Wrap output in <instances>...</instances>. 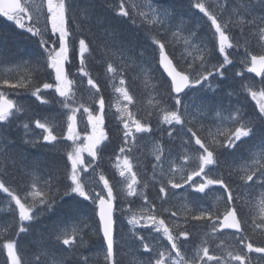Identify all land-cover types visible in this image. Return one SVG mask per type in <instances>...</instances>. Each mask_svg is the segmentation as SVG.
Segmentation results:
<instances>
[{"label":"snow or ice","instance_id":"1","mask_svg":"<svg viewBox=\"0 0 264 264\" xmlns=\"http://www.w3.org/2000/svg\"><path fill=\"white\" fill-rule=\"evenodd\" d=\"M193 6L211 22L210 26L214 29L215 43L212 47H208L195 40V32H189L187 36L183 37L184 49L182 54H186L185 58L192 57V60L187 64V68H179L173 63V59L169 57L166 52V44L161 38L165 24L171 14L167 10L161 12L157 8L151 7L150 4L147 5V11L140 9L136 4L132 5L133 10L141 18L142 25H147L150 31L153 28L157 29V34L152 37V44L158 48V62L163 67L164 72L167 73V77L170 78L169 91L170 94H174L172 95L174 105L171 107L166 106L162 100L156 101L160 113L159 122L162 125L169 126L165 131L170 139H174V132L179 135L180 132L186 129L187 133L191 135L183 141L184 145L190 146L192 140H194L195 145L199 146L198 149L192 151L191 155L185 154L182 156L183 164H176L171 159V150L168 149L166 154L164 145L157 142L153 152L156 163L153 164L152 178L153 180L156 179L158 170L161 178L160 199L164 203L167 202L168 187L180 189L188 185L192 192L205 194L206 189L218 185L227 193V206L221 218L208 210L194 212L185 204L183 206V221L180 222V212L164 208L162 205V212H169L171 217L177 218L172 223H168L157 213L155 204L151 203L144 194V189L148 187V184L145 182L142 187H138L141 185V180L138 179V172L134 170L136 165H134L129 153L138 139L137 134H151L153 128L148 121L142 122L129 111L128 105L133 104L134 98L129 90L124 87L126 81L122 72L123 67L127 66L129 61L135 64L136 60L127 54L128 50L123 45H116L115 38H113L111 42L106 41L104 47L111 51V47L116 45V51L123 57V64L118 73V68L109 62L107 73L120 74V87H115V91L121 94L123 101L127 102L123 105L119 103L116 105V111L120 114L118 119L123 126V144L119 148V155L116 156L115 167L122 178L121 191L124 195L126 197L139 196L144 201L143 206L135 209L131 207L134 202L128 201L129 207L127 209L121 207L120 211L125 214L128 224L132 226V235L140 241L143 252L152 253L147 257V264H208L211 261H215L216 264H221L222 261L223 264H228L229 260L238 262V264H251V257L248 256V253L264 254V246H254L253 243L248 242L251 236L245 234L244 225H248L249 221L240 216L237 207L232 206L234 201L240 199L243 185L237 186L236 195L234 196L233 189L223 176L213 175V173L217 171L216 166L219 165V149H234L238 142L245 140V138H255L260 135L261 143L259 147L262 151L259 160L253 161L254 164H259V167L251 171L247 168L242 169L243 175L240 179L244 184H247L253 181V177L259 171L258 179L264 181V163H261V161H264V87L256 90L254 83L242 84L251 99L255 101L259 114L244 118L240 115L239 110H235V114L230 112L228 119L231 120V126L227 128L217 127L215 132H208L207 138L201 137L197 131L193 130L197 115L201 111L199 105H196L194 109V104L195 92L202 91L205 82L209 81L210 77L224 79L227 65L233 64L229 49L239 51L243 48L244 56L240 63L244 64L248 73H254L257 77H264V0H256L255 3L252 0H237V4L227 15H224L222 7L219 12L214 11L210 4H206L205 0H196ZM257 7L260 9L259 12L256 11ZM69 9L70 6L67 0H42L39 5H36L34 0H0V16L13 22L19 29L27 31L31 36L39 37V45L42 49L40 56L44 63L43 65L37 63L33 70L38 71L41 67H46L52 70L49 73L50 75L54 73L55 83H43L42 88H54L55 93L62 98L58 103L63 108L69 109L67 135L63 139L73 142L72 150L67 152L70 169H66L63 185L56 187L51 180H47L41 186L39 180L34 177L30 184L26 186L23 195L14 191L10 186H6L3 181H0V192L10 198L8 207L5 210L14 212L18 210L19 227L17 235L29 231V223L37 219L42 212L52 209L57 197L61 200H64L65 197L68 200L79 197L84 201H91L98 208L97 231L102 233L103 243L106 245L105 262L106 264H117L114 252V214L116 212L114 202L117 197L114 195V188L102 172L99 175V180L103 183V188L100 191L90 187L82 178V173H87L90 168L95 172L96 165L94 162L102 152L101 145L109 137L103 129L105 101L102 95L99 96L98 100L94 99V103L98 104V109L90 110V106H85L83 103L78 107H72L69 103L70 100L75 103V93L73 92L75 80L70 78V73L66 71L65 66L71 63V57L74 55H78L79 74L87 77V84L95 90V93H90V98H94L96 94L101 92L100 87L86 69L87 57L85 54L91 55L89 43H86L84 38H80L78 53L71 46L70 37L73 36V32L69 26ZM117 15L121 17L130 16L125 7V0H120ZM41 17H44L45 21L43 27L40 24ZM84 18H87V10H85ZM133 22L135 23V20ZM48 25H50V31ZM235 28L240 30L239 37L233 31ZM170 34L173 38H176L179 32L173 30ZM252 38L256 40L260 49L259 53L250 51L249 42ZM215 49H218L223 60L211 64L210 58ZM140 55L143 56L144 53L141 52ZM26 72H28V75L16 82H11L6 78L0 79V86L13 89L28 88L33 81L31 72L27 69ZM236 75L243 76V72H237ZM260 85L264 86V79L260 81ZM207 87H212L211 82L208 83ZM31 91L36 100L41 103L48 102L42 97L40 86H34ZM189 99H192L193 103H189ZM149 103L152 104V101L150 100ZM81 108L87 114V124L85 125L83 138L76 131V113ZM20 112L21 108L14 101L8 99L3 92H0V124L10 122V118ZM217 115L223 119L221 113H217ZM257 125H260V127L258 128ZM23 126L28 130V123ZM88 126L91 128L90 132L87 130ZM176 126L181 127L178 129ZM35 127L43 130L42 139L45 143L52 144L57 141L58 137L53 134V126L50 123L36 120ZM140 139H143V137H140ZM185 151L187 152V149ZM85 152L91 157V160H85L83 156ZM190 161L196 164L191 169L186 167ZM166 162L168 163L167 171L165 170ZM177 174H179V179H177ZM197 177L200 178L199 182H196ZM261 186L264 187V184ZM13 203L15 209L11 207ZM37 207L41 209L40 212L36 211ZM190 221L211 222V232L208 234L210 238L215 237L217 232H222L225 229L234 230L236 234H239L235 239L243 249H246V252L227 251L228 259L224 260L220 255L210 254V240L206 238L201 242L193 256L186 259L185 254L181 251V238L183 241L189 239L190 232L186 230V226ZM86 227V222H81L74 224L71 228L56 229L53 233V247L63 245L68 249H75L82 246L85 243L84 228ZM251 227L264 231V199L259 202V213L258 216L252 218ZM136 228H145L159 233L171 246L170 249L159 250L154 248L151 243L146 242L145 236L135 231ZM4 231H7V228ZM0 239L5 240L3 249L7 252L8 264H64L63 255L56 254L48 248H42L34 259L24 261L23 257L18 254V244L15 240L5 237H0ZM172 253H175L174 257ZM41 257H45V259L42 260Z\"/></svg>","mask_w":264,"mask_h":264},{"label":"bare ground","instance_id":"2","mask_svg":"<svg viewBox=\"0 0 264 264\" xmlns=\"http://www.w3.org/2000/svg\"><path fill=\"white\" fill-rule=\"evenodd\" d=\"M108 1L114 3L116 10L119 7L120 0H67V3L70 6L69 9V23L70 28L73 29V36L71 39L76 42L79 46V39L84 38L87 43L90 45V50L93 51L90 56L86 59V67H88L87 71H89L90 75L96 81L98 86L101 89V92L98 95H102L103 98L106 96L111 99V102L117 99V94L115 93V87H120L119 79L120 74H116L115 78L112 79L107 73V64L111 62L114 67L119 70L123 64V57L116 51V45H123L128 52L127 54L131 57H134L136 63L133 64L131 61L128 62L127 66L123 67V78L126 83L124 87L128 89L130 88V94L135 98L134 105L131 106V111L133 114L136 113V118L143 121H148L152 128L153 132H158L161 130V124L158 119V115L152 116L150 112H148V107L144 106L145 98L147 94V101L150 100L152 96V102H155L158 98V95L153 91H149L147 89V85L140 79V75H144L145 73L150 74V72L154 71V67L159 66L158 58L159 51L158 48L152 44V37L157 34V29L153 28L151 31L148 29L147 25L141 24V18H134L133 14H130L129 17H121L117 16L113 17H105L106 29L104 36L100 37L95 41V37L97 31L92 27H89L93 22L92 12H87L88 22L85 24L86 18H84L85 10H99L105 9L108 7ZM79 2L80 5L76 4ZM86 4L85 6L83 4ZM136 4L140 7V9L147 11V5H151V7L157 8L161 12L167 10L171 15L168 21L165 24L164 32L161 38L164 40L167 49H171L176 44V38L169 37V31L178 30L181 41L184 36H187L189 33V28L182 29L184 26L192 24L190 18H186L185 8H178L179 4L175 0H125V7L128 11L133 10L132 5ZM258 9V8H257ZM101 11V12H102ZM103 16H97L94 18V26L103 23ZM175 18V19H174ZM135 20V23L133 22ZM127 22V23H126ZM173 23L174 26L171 24ZM103 25V26H104ZM169 26V27H168ZM177 26V28H176ZM167 28L168 31H165ZM138 34H134V32ZM235 35L237 37L240 36V32L236 29H233ZM214 32V31H213ZM196 40L202 44L207 45L208 47H212L215 43L213 33H210L207 37H200L202 35L201 29L197 33ZM115 38L116 45L111 47V51L104 47L105 42H111ZM170 38V39H169ZM42 49L39 45V37L31 36L27 31L21 30L18 27L12 28L5 21L0 19V79H8L11 82H16L22 77H26L28 72L26 69L31 72V79L33 81L32 84L29 85L28 88H16L14 94H12V100L21 108V112L16 114L14 117L10 118V122L0 124V177L5 179L7 186H10L14 191L23 195L26 186H28L31 180L35 177L39 180L41 186H43L44 181L51 180L53 185L59 187L63 185L65 182L66 170L63 159H67V152L63 145L65 142L63 141L62 136H57L56 126L57 120L53 118V114L56 111V108L59 111H63L62 108L56 103L55 107L52 106L51 101L58 100L55 97L56 93L54 89H49L46 92L43 91L42 85L43 83H55L54 73L51 75V69H47L46 67H41L38 71H34L35 65L37 63L43 65L44 61L41 60ZM173 51V50H172ZM230 55L235 59V56L242 57L244 54L242 52L239 53L236 49L228 50ZM143 52L144 55L141 56L140 53ZM260 50H256L255 53H259ZM174 54V53H173ZM211 64H216L223 60L222 56H220L218 49L213 50L211 55ZM79 66H76L75 73L79 75ZM235 75L237 72H243V84H252L254 83L256 86L258 83L264 79V77H256L254 73H251V76H247L248 72L245 69L244 64L239 63L236 64ZM225 78L234 86L235 91L231 94L229 104L225 106L224 109L214 110L209 113V119L213 127L210 129L203 128V130L193 129L197 131V133L209 131L215 132L217 127H226V125H230V119H228L229 113L235 114V110H238L240 107L247 108L250 102V95L246 90H242V86L240 85V77H236L231 71H229L226 67ZM115 75V74H112ZM239 78V79H238ZM156 82L152 81V85ZM78 85L86 86L87 83L78 76L77 78ZM34 86L41 87V95L44 99H46L47 103H41L36 100V98L32 95L31 89ZM221 90H224L226 86H219ZM2 86H0V90ZM257 89V88H256ZM81 94L75 95V103L71 101L72 107H78L81 103L85 104V106H90V110L94 109L93 105H89L87 103L88 97L86 96V87H82ZM211 97L215 96L214 94ZM99 96L95 95L92 98L98 100ZM195 98H199L197 95ZM86 99V100H85ZM193 102L192 99H189ZM196 102V99H195ZM15 111V110H14ZM80 112L84 113L83 108L80 109ZM217 113H221L223 119L217 115ZM86 116L87 114L84 113ZM113 117V116H112ZM40 120L41 122H48L53 126V134L58 137L57 141L52 144L45 143L41 138L44 133L42 129H38L35 127V121ZM28 123V130L24 128V124ZM107 125V126H106ZM121 126L120 120H117L116 117L109 118L107 123H105V127L103 128L110 136L113 138L114 143L110 146L106 147V149L102 148V152L97 157V162H94L96 165V170L90 168L88 171V175L92 174L97 180L95 181L96 191H100L103 188V183L99 180V175L102 172L110 182V184L114 188V193H116L117 199H120L121 193V178L114 168L113 165H116V156L119 155V148L122 145L121 142L122 137L120 135L114 136L119 131V127ZM178 129L181 126H176ZM90 132L91 130L88 129ZM184 134L191 135L187 133V130L184 129ZM24 133L32 134L35 136L34 138L29 135L28 141L26 140L27 136ZM37 136V137H36ZM176 136H182L181 134H177ZM148 138L152 139L155 143L157 142H166L165 138H160V135L152 136L149 135ZM40 143V147L37 150L29 151L28 149L32 146V142ZM153 142V143H154ZM26 146L27 148H22ZM17 149H21L26 154L22 157L18 156ZM186 148H181V155L174 158L175 163L179 164L180 157L182 155L188 154L189 152L185 151ZM59 150V151H57ZM20 151V152H21ZM133 151V150H132ZM243 151L245 148L238 150L236 152L237 161L234 159L231 161L240 167L246 165L248 163V158L243 157ZM144 152V151H142ZM53 153H57L59 158H49ZM261 153V148H259L256 152L252 154V161L259 160ZM140 152L136 155L134 152H130L129 156L133 159V162L140 156ZM150 163H156V161L152 158L143 163L142 167L138 170V173L143 172V170L148 173L152 170L153 165ZM149 164V165H147ZM145 165V166H144ZM259 165V164H256ZM103 166V167H102ZM102 167V169H101ZM67 169H70L69 167ZM65 170V171H64ZM87 174V173H85ZM233 180L235 184H229V186L233 189V194H235L237 186L242 183V180L236 174H232ZM92 180L88 181L91 182ZM259 183L264 184V181L257 179ZM62 191V188H61ZM155 187L149 186L146 190L145 195L148 197V200L153 203ZM224 192V191H223ZM106 195V193H105ZM75 202H71V200L66 201V197L64 200H61L59 197L56 199V203L54 207L48 211L42 212L37 219L32 221V226L29 225V231L25 233L18 232V226L15 223V216L18 218V210L14 211H6L8 207V201L10 200L6 194L0 192V237L11 238L15 240L18 244V254L23 257L24 261H28L30 259H34L35 255L39 254L42 248L52 249L56 254L63 255L64 264H68L67 260L64 258L65 255L71 251L72 249H68L63 245H55L53 233L58 228L68 227L71 228V223H76L78 221V214H81V210L89 211V215L86 218L82 219V222H86L87 227L84 228V239L85 246H96L94 249L97 254L103 253V239L102 233L97 231L98 228V208L91 203V201H84L82 198L76 197ZM226 199L227 193H222L218 198L211 196L208 199L204 200L198 196H189L188 202L196 205L199 210H206L213 212L215 208H220L225 210L226 208ZM261 199H264L260 196H256L255 194L250 193H240V199L234 201L232 206L238 208L240 216L248 219V225H244L245 234H247V228L253 230L251 227L252 218L254 214L251 213L252 210L256 209V202H260ZM123 200V198H121ZM118 206L120 210L121 207L127 209L129 207L128 199L126 201H121ZM131 207L139 208L143 206L144 202L141 198H137L133 201ZM12 209H15L14 205H11ZM164 208L174 209L178 212H182V206L179 203L172 204L171 207L163 206ZM37 212H40L41 209L37 207ZM247 211V212H245ZM6 212V213H5ZM120 217L125 219L126 216L123 212H119ZM164 213V212H162ZM247 213L252 214L250 217ZM165 218L170 220L171 222L175 220V217H171L169 212H165L163 214ZM127 219V218H126ZM181 222V220H179ZM7 228V231L4 229ZM116 235L114 236L115 243L119 245L115 249L116 254H119V263L120 264H128V252L131 249H140V243L138 240L134 239L130 236L129 232L124 231L122 226H118L116 228ZM209 232L205 229L194 228V230L190 233V238L193 243L202 242L204 239L209 238V248L210 254L220 255L223 258H226L227 251H240L243 250L242 246L238 243L233 235H231L228 230H223L222 232H217L215 237L211 238L208 236ZM256 242L253 243L254 246H264V232L256 233ZM99 238V239H98ZM147 240L149 242H153L155 247L159 250H164L165 246L162 242L160 243L159 239L154 235L148 236ZM4 239H0V251L5 252V256L8 264L7 252L3 249ZM251 242L252 241H248ZM94 244V245H92ZM84 247V245L80 246ZM77 248V247H76ZM187 251L189 247L186 248ZM259 254V253H258ZM262 259H264V254H259ZM71 257H74L76 261L72 264H79L80 256L76 255L71 251ZM133 256V255H132ZM131 257V256H130ZM41 259H44L41 257ZM83 264H88V261L85 260ZM147 264V261L144 263Z\"/></svg>","mask_w":264,"mask_h":264},{"label":"rangeland","instance_id":"3","mask_svg":"<svg viewBox=\"0 0 264 264\" xmlns=\"http://www.w3.org/2000/svg\"><path fill=\"white\" fill-rule=\"evenodd\" d=\"M42 2V0H34V3L36 4V5H39L40 3ZM205 2H206V4H209V3H214L215 5H216V10L219 12L220 11V9H221V7L224 9V15H227L228 14V12L233 8L232 6H233V4H231L232 2H234L235 4H237V0H205ZM258 8V9H257ZM256 8V11L257 12H259L260 11V9H259V7H257ZM44 11H45V13H46V8L44 9ZM44 23H45V21H44V17H41L40 18V24H41V26L43 27V25H44ZM48 27H49V31H50V25H48ZM176 28H177V26H176ZM239 29V28H238ZM171 31H169V37L171 38L172 36H171ZM169 38V39H170ZM177 42H176V44L175 45H173V46H176V47H173L172 48V52L174 53V61H176V63L178 62V64H181L183 67L182 68H187V64L189 63V62H191V60H192V57H186L185 58V56H186V54H182L183 53V49H184V44H183V40L181 41V39H180V37H178L177 36V40H176ZM71 46H72V48H73V44H71ZM249 48H250V50H252V51H256L257 49L258 50H260L259 49V47H258V45H257V43H256V40L254 39V38H252V39H250V42H249ZM74 49V48H73ZM76 53H78V50H76ZM172 55V54H171ZM150 73H152V72H150ZM75 75L77 76V74L75 73ZM113 76H116V74L115 75H112L111 74V78L112 79H114L113 78ZM140 79L143 81V82H147L146 83V85L148 86L147 87V89H148V92L147 93H149V90H150V88H149V86L151 85V82L153 81V77L151 76H149V74H147V75H140ZM82 87H86V90H87V92H86V96L88 97V102L87 103H89V105H93L94 106V109H98V104L97 103H94L93 101H92V98H90V93H95V90L94 89H91L90 88V86L87 84L86 86H81V85H78V83L77 84H75V85H73V92L75 93V95L76 94H81L82 92H81V89H82ZM115 93L118 95L117 96V99L116 100H114V101H112V102H109V98L108 97H106L105 99H104V101H105V108H104V114H105V119H106V117H108V118H113V117H116L117 118V120H119L118 119V116L120 115L119 113H117V111H116V105L119 103V104H121V105H123V104H126L127 102L126 101H123V99H122V97H121V94L120 93H117L116 91H115ZM157 94V93H156ZM97 95V94H96ZM149 94H147V96H148ZM97 96H100V95H97ZM147 96H146V98H145V103H144V106H146V107H148L149 106V110H151V112H152V114L153 113H155V115L157 114L158 115V110L156 111V109H157V107L156 108H154L155 107V104H153L154 102H152V104H150L149 103V101L151 100L152 101V99H153V97L151 96L150 97V100L149 101H147ZM86 100V99H85ZM131 106L132 105H128V108H129V110L131 109ZM68 115V114H67ZM78 119H79V122H78V133H80V135H81V138H83V136H84V129H85V125L87 124V116L85 117L84 116V114H81V113H79L78 115ZM113 116V117H112ZM158 117H159V115H158ZM160 118V117H159ZM104 119V120H105ZM30 127H31V125H29ZM164 127H169L168 125H163ZM66 127H67V125H66ZM90 128V126H88V129ZM121 128L123 129V126H122V124H121ZM211 127H209L208 129H210ZM87 129V130H88ZM105 131V130H104ZM26 136H27V138H26V140L28 141V138H29V135L31 136V138L33 137H35L34 135H33V133L32 134H29L28 135V133H24ZM37 137V136H36ZM42 138V137H41ZM136 143H138V139H137V141L135 142V145H136ZM155 142L153 143V142H151V141H146L144 138L143 139H140V141H139V148H140V146H144V147H147L148 148V150H149V153H151V157H153V159L155 160V156L153 155V152H154V147H155ZM183 148V147H182ZM133 151H136V147L134 146L133 147V149H132ZM132 152V151H131ZM166 154H167V151H166ZM83 156H84V158H86V161H89L90 160V158L91 157H89L88 156V154L85 152V153H83ZM171 159L175 162V160H174V156L172 155V153H171ZM165 169H166V171H167V169H168V163L166 162L165 163ZM179 176V174H177V177ZM82 178H84L85 179V182L90 186V187H92V186H96L95 185V181L94 180H96V178L94 177V175H88V173L87 174H85V173H82ZM90 180H92L91 182H88V181H90ZM121 180H122V178H121ZM96 184H97V180H96ZM121 189H119L118 191H120ZM121 193H123L122 191H121ZM120 197V199L121 198H123V200H121V201H126V199L128 198V197H126L125 195H124V193H123V195H120L119 196ZM127 224H128V222L127 221H125V226H127ZM163 240V237L161 238V241ZM194 251V253H195V251H196V249L195 250H193ZM186 257V259H189V258H191L192 256L191 255H186L185 256ZM228 258L226 257V258H224V260H227ZM229 262V261H228ZM232 262V261H231ZM208 264H216V262L214 261V263H211V262H208ZM221 264H223V261L221 262ZM229 264V263H228Z\"/></svg>","mask_w":264,"mask_h":264},{"label":"trees","instance_id":"4","mask_svg":"<svg viewBox=\"0 0 264 264\" xmlns=\"http://www.w3.org/2000/svg\"><path fill=\"white\" fill-rule=\"evenodd\" d=\"M87 12H89V11H87ZM90 12H92V15H93V17H95V11L94 10H92V11H90ZM103 18H105L104 16H103ZM104 24V23H103ZM105 26V25H104ZM226 102V101H225ZM225 102H222V106H224V104H225ZM225 106H227V105H225ZM224 106V107H225ZM250 106V105H249ZM112 141H113V143H114V140H113V138H112ZM53 156V157H52ZM52 157V159L53 158H59V155L57 154V153H53L49 158H51ZM234 173V171L232 170V171H228L227 173H226V179H227V182H228V184H235V181L233 180V177H232V174ZM86 248H88V250H93V248H90L89 249V247H87V246H85ZM90 256H93L92 254H90ZM92 262V261H91ZM0 264H2V262H1V260H0ZM92 264V263H91Z\"/></svg>","mask_w":264,"mask_h":264},{"label":"water","instance_id":"5","mask_svg":"<svg viewBox=\"0 0 264 264\" xmlns=\"http://www.w3.org/2000/svg\"><path fill=\"white\" fill-rule=\"evenodd\" d=\"M161 66V65H160ZM161 68L163 69V67L161 66ZM256 76V75H255ZM257 77V76H256Z\"/></svg>","mask_w":264,"mask_h":264}]
</instances>
